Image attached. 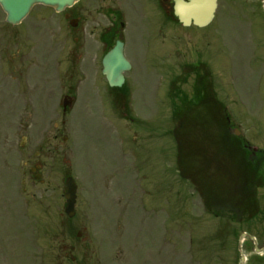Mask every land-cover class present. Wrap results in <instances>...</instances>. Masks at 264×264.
I'll return each instance as SVG.
<instances>
[{
    "label": "rangeland",
    "instance_id": "rangeland-1",
    "mask_svg": "<svg viewBox=\"0 0 264 264\" xmlns=\"http://www.w3.org/2000/svg\"><path fill=\"white\" fill-rule=\"evenodd\" d=\"M218 2L219 25L214 22L187 32L197 38L195 44L177 39L180 34L190 36L171 27L163 49H130L134 58L127 73L130 110L121 117L132 122L111 110L109 98L93 97L105 88L102 79L97 87H90L87 80L99 78L97 68L88 69L84 63L74 68L66 61L61 50L66 29L62 16L36 6L19 26L37 29L38 113L0 112V192L14 188L17 159L25 160L26 167L38 163L54 181L66 176L75 180V216L69 235L55 238V264H69L66 253L70 264H240L242 255L243 264L264 262V257L252 255L251 243L241 245L247 227L204 213L196 188L189 183L192 177L206 190L213 188L221 165L208 162L217 156L210 154L209 143H221V137L207 122L202 137L196 130L186 138L181 128L184 170L179 175L176 169L171 135L175 122L167 93L181 66L201 56L230 122L241 137L264 150L262 0ZM192 76L181 86L187 93ZM67 92L76 103L63 114L59 106ZM56 183L63 192L64 182ZM259 196L264 202V189ZM246 232L259 237L258 247L264 245V235Z\"/></svg>",
    "mask_w": 264,
    "mask_h": 264
},
{
    "label": "flooded vegetation",
    "instance_id": "flooded-vegetation-1",
    "mask_svg": "<svg viewBox=\"0 0 264 264\" xmlns=\"http://www.w3.org/2000/svg\"><path fill=\"white\" fill-rule=\"evenodd\" d=\"M182 2L188 3V0ZM218 5L217 1V9ZM174 7L175 0H79L62 12L66 31L61 50L71 67L80 68L84 63L88 69L99 68V76L104 55L121 42L132 67L134 58L130 49L156 46L163 49L170 25L186 34L198 29L192 22L183 26L174 14ZM220 13L215 12L211 24L216 20L219 25ZM189 36L186 42L197 40L192 34ZM37 46L35 27L8 26L4 17L0 18V112L4 110L19 116L38 113ZM82 75L85 77L84 72ZM92 78L98 79L97 76ZM124 78L126 82L125 73ZM117 90L106 86L95 94L120 96ZM62 96L71 97V92ZM226 131L234 134L230 126ZM249 148L247 144H235V152L242 153V150H251ZM254 153L229 158L226 175L229 189L235 194L253 195L264 181V161ZM17 161L13 160L16 164L14 188L0 192V264H55V238L70 233L71 219L64 214V191H59L56 183L59 179L54 181L41 172L38 163L32 162L26 167L25 160ZM260 209H263L261 205ZM63 257L70 264L69 253Z\"/></svg>",
    "mask_w": 264,
    "mask_h": 264
},
{
    "label": "water",
    "instance_id": "water-1",
    "mask_svg": "<svg viewBox=\"0 0 264 264\" xmlns=\"http://www.w3.org/2000/svg\"><path fill=\"white\" fill-rule=\"evenodd\" d=\"M77 0H0V6L11 24L19 23L30 11L32 6L42 4L53 7L57 12L72 5ZM186 5L176 1L175 13L184 24L193 19L198 26H205L210 22L216 7L215 0H190ZM182 5V6H181ZM181 10V11H180ZM264 11V4H263ZM103 74L110 86H120L123 83L122 72L129 69V64L122 54V46L117 45L103 59ZM76 186L72 179L66 180V212L72 215Z\"/></svg>",
    "mask_w": 264,
    "mask_h": 264
},
{
    "label": "trees",
    "instance_id": "trees-1",
    "mask_svg": "<svg viewBox=\"0 0 264 264\" xmlns=\"http://www.w3.org/2000/svg\"><path fill=\"white\" fill-rule=\"evenodd\" d=\"M197 78L195 80V84H194V95L192 97V99H187L186 95L182 92L179 91V89L175 88L173 89L171 95V99H178L180 101L181 107L179 105H176L175 102H173V107H174V111H173V118L178 121L181 120V118L186 119L187 116V112L185 109H190V108H200L201 112L198 110H195V112L190 113L192 116V119H195L196 117H198L199 120L201 121H210L212 119V123L213 124H220V121L218 119V116L216 115V117L214 116V119L211 117V115L209 114V107L208 106V102H207V91H206V83L204 80H202L201 78V74H200V69H197ZM181 109V111H180ZM197 112V113H196ZM197 115V116H196ZM200 115V118H199ZM191 123H195L196 120H190ZM181 124V121H180ZM237 139L231 138V142H237ZM217 192V191H216ZM218 193L215 194V196H217ZM219 198L216 197V208L217 209H221L224 212L225 211H229V212H234L235 209L233 207H230L229 205L225 206L223 209L220 208L221 206L219 205L220 202ZM218 202V203H217ZM211 209V208H210ZM212 210V209H211ZM218 211V210H217Z\"/></svg>",
    "mask_w": 264,
    "mask_h": 264
}]
</instances>
